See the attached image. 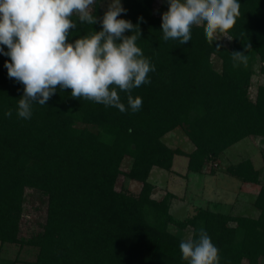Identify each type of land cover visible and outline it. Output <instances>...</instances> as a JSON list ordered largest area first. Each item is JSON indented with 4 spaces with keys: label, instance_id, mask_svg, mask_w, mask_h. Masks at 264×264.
I'll return each instance as SVG.
<instances>
[{
    "label": "trees",
    "instance_id": "trees-1",
    "mask_svg": "<svg viewBox=\"0 0 264 264\" xmlns=\"http://www.w3.org/2000/svg\"><path fill=\"white\" fill-rule=\"evenodd\" d=\"M101 1L92 13L102 19ZM122 1L126 13L118 19L139 23L137 46L156 68L151 83L131 93L142 98L135 113L119 90L123 113L58 88L45 106L33 105L30 119L20 118L24 85L9 78L4 65L10 57L0 53V244L36 249L31 264H189L179 248L185 239L174 229L191 227L198 238L203 227L220 251V264H264V183L251 159L231 164L226 173L261 186L257 218L198 207L177 219L174 194L157 199L149 181L155 167L171 171L177 155L188 158L189 172L215 174L214 162L230 147L264 138V86L254 99L249 95L254 62L264 73V0H238L233 29L217 34H228L232 48L217 37L210 45L203 24L192 27L187 44L165 42L155 0ZM72 19L77 28L69 42L102 30L100 23ZM234 52L247 55V64L233 61ZM9 109L10 118L4 115ZM179 127L194 145L190 153L163 141ZM122 175L137 188L118 190ZM28 195L38 203L29 206ZM27 209L37 219H26Z\"/></svg>",
    "mask_w": 264,
    "mask_h": 264
},
{
    "label": "clouds",
    "instance_id": "clouds-1",
    "mask_svg": "<svg viewBox=\"0 0 264 264\" xmlns=\"http://www.w3.org/2000/svg\"><path fill=\"white\" fill-rule=\"evenodd\" d=\"M96 0H0V53L10 57L6 62L10 79L24 85L18 100L17 115L32 117L34 104L45 106L56 94L71 89L74 99L84 98L104 106L127 111L118 90L127 94V105L133 113L142 107V98H133V89L150 84L149 73L155 65L137 46L141 38L139 23L118 19L126 13L121 0H109L102 19L92 13ZM169 9L162 15L163 40L191 41L192 27L204 25L211 45L217 34L233 29L240 15L238 0H167ZM81 24L100 23L94 31L69 42L71 30ZM143 18H140L142 22ZM133 34L126 36L125 32ZM217 50L220 46L217 45ZM250 48V46H248ZM233 61L247 64L242 52L231 54ZM238 66V65H237ZM8 118L12 110L4 113ZM189 264H220V251L207 231L201 227L198 238L190 235L179 245Z\"/></svg>",
    "mask_w": 264,
    "mask_h": 264
},
{
    "label": "rangeland",
    "instance_id": "rangeland-1",
    "mask_svg": "<svg viewBox=\"0 0 264 264\" xmlns=\"http://www.w3.org/2000/svg\"><path fill=\"white\" fill-rule=\"evenodd\" d=\"M109 0L100 2L101 8L107 10ZM121 4L124 8L123 1ZM169 4L167 0H155L154 13L162 16L167 12ZM217 39L225 46L232 48L233 40L228 34L217 35ZM213 57L214 65L217 69L221 68L220 60ZM262 63L254 62L252 84L249 90L250 98L254 99L257 95L259 86H264V73H262ZM163 141L172 148H180L186 153L194 150L193 143L189 140L183 128L179 127L166 136ZM246 159H251L261 173L260 179L264 183V138H246L243 141L230 147L219 159L214 162L217 173L198 174L188 171V158L183 155L175 157L171 171L158 167L153 168L149 181L155 185L154 197L161 200L166 192L174 194L171 200V213L177 219H185L193 215L198 207L210 208L224 214L233 216H248L257 218L260 211L255 206V201L260 191L259 184L244 183L238 178L226 173V168L231 164H238ZM125 169L130 167V160L125 161ZM243 183V184H242ZM243 186H242V185ZM138 183L127 179L123 175L118 179L117 189H136ZM29 206L38 203L27 197ZM29 209H27L28 211ZM36 210V209H35ZM26 219L38 217L36 211L29 210ZM176 234L184 239L193 235V228L185 230L174 229ZM37 250L33 248H21L19 245L0 244V264H31L36 258Z\"/></svg>",
    "mask_w": 264,
    "mask_h": 264
},
{
    "label": "crops",
    "instance_id": "crops-1",
    "mask_svg": "<svg viewBox=\"0 0 264 264\" xmlns=\"http://www.w3.org/2000/svg\"><path fill=\"white\" fill-rule=\"evenodd\" d=\"M242 184H243V183H242ZM242 184H241V185H242ZM246 184H248V183H246ZM242 186H243V185H242Z\"/></svg>",
    "mask_w": 264,
    "mask_h": 264
}]
</instances>
